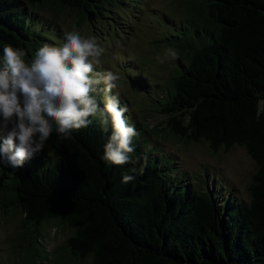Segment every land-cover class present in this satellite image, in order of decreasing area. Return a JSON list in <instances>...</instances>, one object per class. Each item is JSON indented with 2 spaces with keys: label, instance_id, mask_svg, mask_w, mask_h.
I'll return each mask as SVG.
<instances>
[{
  "label": "trees",
  "instance_id": "trees-1",
  "mask_svg": "<svg viewBox=\"0 0 264 264\" xmlns=\"http://www.w3.org/2000/svg\"><path fill=\"white\" fill-rule=\"evenodd\" d=\"M129 1L140 2L0 0V58L5 44L22 49L30 61L45 42L63 43L60 23L42 16V6L69 9L83 22L111 13L110 7L124 19L118 7ZM195 1L197 22L190 31L184 25L164 39L181 58L168 83L158 84L162 95L150 106L164 117L161 124L183 138L204 140L213 150L244 146L257 164L250 201L230 197L224 183L211 193L204 188L209 175L200 189L199 175L160 152L152 138L160 124L148 131V123L131 121V115L125 114L126 122L138 133L132 162H106L111 126L105 131L97 114L66 140L53 133L47 151L21 168L0 164V211L19 213L22 222L34 224L22 239L26 247L33 238L44 248L39 245L44 224L56 236L69 232L59 264L87 259L89 264H264V0ZM116 15L109 17L114 28ZM119 98L121 106L129 105L125 96ZM97 102L103 109L104 101ZM123 175L134 179L124 183Z\"/></svg>",
  "mask_w": 264,
  "mask_h": 264
},
{
  "label": "rangeland",
  "instance_id": "rangeland-1",
  "mask_svg": "<svg viewBox=\"0 0 264 264\" xmlns=\"http://www.w3.org/2000/svg\"><path fill=\"white\" fill-rule=\"evenodd\" d=\"M139 1L138 4L129 1L125 6L118 7L119 15L126 20L118 18L117 8L113 12L114 7L109 8L111 13L106 11V14L101 18L83 19V22H77L79 15L69 9L54 11L42 6L39 11L42 16L57 19L64 34L75 30L79 31L82 37L97 38L103 52L99 57V63L93 62V71L112 70L120 75L121 79L116 82L117 88L112 92L119 93L128 99L129 111L125 114L131 115L129 116L131 121H141L146 125L148 123L147 128H150L148 131H151L154 125L160 124L159 129L152 130V138L159 142L160 152L170 154L174 158L176 167L191 175H199L197 183H199L200 189L205 176L209 175L204 188L209 189L211 193L215 194V186L222 187L221 184L224 183L227 185L225 188L230 192L228 193L230 197L249 202L252 177L256 172L257 164L246 148L233 144L229 148L221 145L217 150H213L204 140L195 142L174 134L165 123L161 124L164 122V117L153 111V103L150 102L159 94L162 95L158 84L168 83L173 64L178 58H181L178 48L171 44H164V39H168L172 36L173 31L179 30L184 25L186 30L190 31L191 26L197 22L194 20L197 12L196 1ZM133 7H137L134 8L137 12L136 16L134 13L132 16L130 15ZM115 15L118 23L116 28L109 20V17ZM168 49L175 51L174 58L169 54ZM157 56L160 57V60L156 59ZM140 72L145 73V78L141 76ZM136 79H139L140 85L135 82ZM145 80L151 82V86ZM143 85L148 87L147 92L143 90L145 89ZM96 99L104 101L102 96H97ZM134 114H138V116ZM160 129L164 130L165 136L160 135L162 133ZM46 151L47 149L44 148L42 152ZM211 175L213 178L210 180ZM223 197L224 193L219 195L217 200L221 201ZM7 211H0V264L61 263L62 251L66 249L64 247L65 233H69L67 230L64 232L61 230L56 236L53 234L54 229L51 225L42 224V227L40 226V231L42 230L40 233L43 234L41 235L43 237H40L43 242L39 241V245H43L48 251L49 257L47 258L44 248H38L33 238H31V243L27 244L28 247L22 241L25 233L31 231L34 224L24 223L19 213L12 214L11 210ZM23 221L25 220L23 219ZM35 250L38 252L36 253ZM31 253L34 254L32 261L30 260ZM89 263L90 259L71 264Z\"/></svg>",
  "mask_w": 264,
  "mask_h": 264
},
{
  "label": "clouds",
  "instance_id": "clouds-1",
  "mask_svg": "<svg viewBox=\"0 0 264 264\" xmlns=\"http://www.w3.org/2000/svg\"><path fill=\"white\" fill-rule=\"evenodd\" d=\"M102 52L97 38L82 37L75 30L65 33L63 44L38 47L30 61L22 49L4 45L0 58V164L21 168L44 150L53 133L66 140L97 114L105 131L111 126L102 159L113 165L132 162L129 154L135 150L133 137L138 133L126 122L128 107L121 106L119 93L112 92L121 77L112 70L93 71V62L99 63ZM168 52L176 56L172 49ZM97 96L103 97V109ZM133 179L122 176L124 183Z\"/></svg>",
  "mask_w": 264,
  "mask_h": 264
}]
</instances>
